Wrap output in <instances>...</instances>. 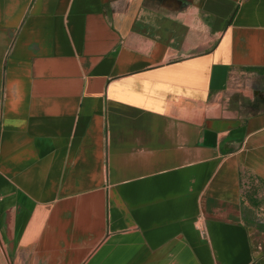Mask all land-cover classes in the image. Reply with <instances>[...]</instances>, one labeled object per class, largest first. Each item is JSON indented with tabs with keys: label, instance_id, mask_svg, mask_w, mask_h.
Returning <instances> with one entry per match:
<instances>
[{
	"label": "crops",
	"instance_id": "obj_1",
	"mask_svg": "<svg viewBox=\"0 0 264 264\" xmlns=\"http://www.w3.org/2000/svg\"><path fill=\"white\" fill-rule=\"evenodd\" d=\"M0 264H264V0H0Z\"/></svg>",
	"mask_w": 264,
	"mask_h": 264
}]
</instances>
